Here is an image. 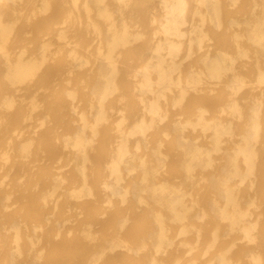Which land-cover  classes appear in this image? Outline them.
<instances>
[{
    "label": "bare ground",
    "instance_id": "obj_1",
    "mask_svg": "<svg viewBox=\"0 0 264 264\" xmlns=\"http://www.w3.org/2000/svg\"><path fill=\"white\" fill-rule=\"evenodd\" d=\"M0 264H264V0H0Z\"/></svg>",
    "mask_w": 264,
    "mask_h": 264
}]
</instances>
